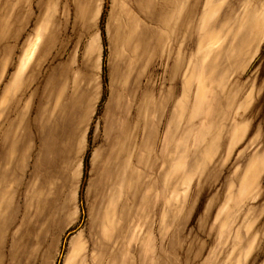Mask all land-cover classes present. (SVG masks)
<instances>
[{"label": "rangeland", "instance_id": "1", "mask_svg": "<svg viewBox=\"0 0 264 264\" xmlns=\"http://www.w3.org/2000/svg\"><path fill=\"white\" fill-rule=\"evenodd\" d=\"M4 173L0 264H264V0H0Z\"/></svg>", "mask_w": 264, "mask_h": 264}, {"label": "crops", "instance_id": "2", "mask_svg": "<svg viewBox=\"0 0 264 264\" xmlns=\"http://www.w3.org/2000/svg\"><path fill=\"white\" fill-rule=\"evenodd\" d=\"M14 1V0H13ZM12 2V0H10ZM38 44V41H35L33 46L29 50V55L32 54V52L35 49V46ZM6 177H8L7 173H4L2 175V178L0 179V195L4 192V187L6 186ZM9 179V178H8ZM9 209V210H8ZM8 211V215L5 211ZM16 208L15 206H10V203L4 202L0 200V244L3 235L6 233V229L8 225L11 224V217L15 213ZM80 238H74L72 240V252L67 258L66 264H91L92 262V256L96 255V252H99L102 250V245H106V243H99L98 247L95 248L94 242L91 240H87L86 242L80 244L79 247H76L77 243H80Z\"/></svg>", "mask_w": 264, "mask_h": 264}, {"label": "bare ground", "instance_id": "3", "mask_svg": "<svg viewBox=\"0 0 264 264\" xmlns=\"http://www.w3.org/2000/svg\"><path fill=\"white\" fill-rule=\"evenodd\" d=\"M72 264V263H71Z\"/></svg>", "mask_w": 264, "mask_h": 264}]
</instances>
